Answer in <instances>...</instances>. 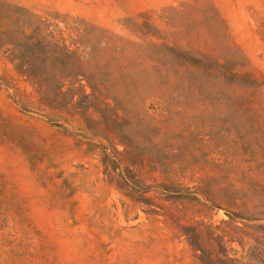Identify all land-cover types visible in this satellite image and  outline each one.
I'll return each instance as SVG.
<instances>
[{
	"label": "rangeland",
	"instance_id": "374dc122",
	"mask_svg": "<svg viewBox=\"0 0 264 264\" xmlns=\"http://www.w3.org/2000/svg\"><path fill=\"white\" fill-rule=\"evenodd\" d=\"M225 259L264 264V0H0V264Z\"/></svg>",
	"mask_w": 264,
	"mask_h": 264
},
{
	"label": "trees",
	"instance_id": "16d2710c",
	"mask_svg": "<svg viewBox=\"0 0 264 264\" xmlns=\"http://www.w3.org/2000/svg\"><path fill=\"white\" fill-rule=\"evenodd\" d=\"M23 72H24V70H23ZM226 263H230V264H239V263H237L235 260H229V259H225V260H224V264H226Z\"/></svg>",
	"mask_w": 264,
	"mask_h": 264
}]
</instances>
